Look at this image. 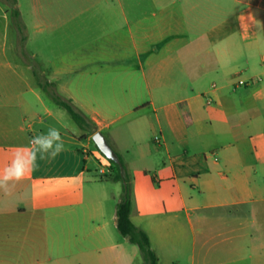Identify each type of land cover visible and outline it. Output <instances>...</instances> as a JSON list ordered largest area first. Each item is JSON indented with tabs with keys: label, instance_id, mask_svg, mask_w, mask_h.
<instances>
[{
	"label": "crops",
	"instance_id": "obj_1",
	"mask_svg": "<svg viewBox=\"0 0 264 264\" xmlns=\"http://www.w3.org/2000/svg\"><path fill=\"white\" fill-rule=\"evenodd\" d=\"M0 3L7 25L8 12L17 10L22 18L27 1ZM29 4L28 12L36 20L35 37L27 44L36 48L25 49L18 59L13 52L0 50V169L17 149L29 147L32 137L50 127L60 129L64 150L54 159L39 160L36 170L10 195L0 191V264H128L125 245L112 239L103 181L92 176L88 166L92 157L99 160L90 143L99 131L118 152L119 136L143 139L144 111L168 106L180 109L186 125H198L203 145L218 150L219 158L211 160L209 151L201 153L196 162L203 173L181 176L192 160H186L184 148L180 156L172 157V143L159 123L155 142L163 145L170 163L164 167L165 176L155 179L162 185L152 187L164 190L168 200L177 196L179 209L169 211L163 200V209L151 214L139 201L136 209L131 203V219L148 234L158 264L163 257L169 263L171 236H187L182 213L192 222L190 211L218 208L235 209L228 221L236 234L230 249L236 259L218 264H264V241L255 248L246 239L260 233L253 204L264 201V196L255 195L262 193L251 182L255 167L242 163L239 150L226 152L222 145L245 133L243 128L250 139L264 135V0H29ZM238 34L245 37L249 65L245 79L243 71L224 62L226 57L235 59ZM35 71L95 130L78 127L84 131L85 144L71 141L69 112L48 100ZM136 115H141L137 122ZM214 119L220 123L217 127ZM116 120H124L129 129L107 137L104 132ZM176 160L180 165L173 163ZM220 166L226 171L217 174L226 182L228 197L216 182ZM145 184L144 190L152 189ZM189 186L207 192L210 202L193 203ZM242 209L249 215H241ZM116 210L117 206L111 214L115 228ZM248 218L250 224L245 225ZM100 220L103 223L98 224ZM197 221L207 236L208 218L199 215ZM187 241L176 249H185ZM203 253L199 264H215L208 261L210 249ZM254 253L259 254L257 261Z\"/></svg>",
	"mask_w": 264,
	"mask_h": 264
},
{
	"label": "rangeland",
	"instance_id": "obj_2",
	"mask_svg": "<svg viewBox=\"0 0 264 264\" xmlns=\"http://www.w3.org/2000/svg\"><path fill=\"white\" fill-rule=\"evenodd\" d=\"M23 7L25 10L21 16L16 17L12 12H8L10 18L9 23L5 25V19L3 18L4 13L0 9V50H5L7 54L14 53L15 59L20 58V54H24L25 49L34 50L36 48L34 44H27V40L31 37H35V28L33 27L36 20V15L28 12L30 4ZM0 6L2 4L0 3ZM1 8V7H0ZM10 8V7H9ZM23 39L25 40H22ZM236 39V56L235 59L225 58V63H230L234 66L232 68L234 71H243L242 79L246 77V71H248V63L246 62V48H245V37L237 35L234 37ZM25 41V42H24ZM32 64H34L32 62ZM261 68V67H260ZM48 100L55 104L51 97L47 94ZM213 105L208 106L207 110L211 111ZM142 116H145L147 125L144 129V136L142 140H137L134 138L133 134L128 135L127 138L124 136H119V144L122 149L117 150L118 155L121 157V161L124 166V175L127 182L124 181H113L112 179L103 180V192L102 194L106 197V215L108 216L110 228L112 231V239L119 244H124L127 250V263L128 264H145L143 255L137 245L129 243L113 225L111 220V214L116 208L118 202L124 199L126 193V187L129 189V197L131 203L136 209L138 201L139 206L142 207L147 213H156L163 209V200H165L166 207H169V211L179 209L177 196L175 198L166 196L164 190H155L152 184L162 185L161 182L156 181L157 178H163L164 167L169 165L170 160H168L165 153L164 147L161 144L155 142L156 137H160V127L162 128L172 143L171 155L173 158L180 156L182 149L187 150L188 158L186 160H192V163H187L183 170L181 176L194 177L203 173L200 167V163L196 162L202 157L201 153L210 154L211 160L218 159V150L214 148H206L202 141L200 140L198 125L196 123L192 125H186L182 115L180 114V109L176 106H168L167 108H159L156 112L153 109L144 111ZM141 115H136V121H139ZM68 127L71 130V136L69 138L74 143L82 142L86 143L84 131L78 129L73 118L68 115ZM213 117V115H209ZM205 121V118L202 120ZM220 123L214 119L213 125L217 127ZM134 127V125L132 126ZM61 128V127H60ZM38 129V126H35ZM65 133H68L64 127L61 128ZM128 126L125 125L124 120H116L110 122V128L104 132L108 137L110 134L119 135V133L128 130ZM242 129L239 128L240 131ZM245 133H239L236 138L226 139L222 141V145H226L223 149L226 152L234 151L235 149L241 152V160L245 165H252L255 169L250 173L252 185L257 191H261L264 196V135L259 137L255 136L252 139L248 137V132L246 128H243ZM73 134V135H72ZM70 135V133H69ZM232 143V145H229ZM92 151L96 154L97 158L92 157L89 168L92 169V176H99L100 169L107 170L109 173L110 162L109 160L99 151L97 146L93 141L90 143ZM235 148V149H234ZM176 166L180 165L177 160L173 162ZM225 172L224 167H218L215 172L216 182L219 191L223 193V196L228 197L227 191L224 187L226 182H224L219 175L218 171ZM227 173V172H226ZM167 175V174H166ZM229 175V174H227ZM99 179V178H98ZM145 183H148L151 190L145 189ZM191 182H188V185ZM190 188V186H189ZM193 203L197 205H205L210 202V196L203 192H200L199 188H190ZM191 205H188L190 207ZM253 210L255 211L254 218L257 220V225L260 227V233L263 235L260 237V233H254L253 238L247 237V244L253 245L255 248L260 246V242L264 241V201H260L253 204ZM243 210V209H242ZM249 215V212L243 210L241 215L245 213ZM235 213V209L230 208H218L209 209L203 211H190L191 221L188 219L186 213H182L181 224L186 230V237L180 238L178 236H171L169 239V263L166 258L163 257L161 264H199L203 251L211 250L210 253V263H228L236 259V254L230 252L233 242L235 240V233L230 231V222L228 221ZM199 215H205L208 218L206 229L209 231L208 235L205 236L201 233L202 227L199 225L197 218ZM238 215V214H237ZM245 225L250 224V220H243ZM103 223L102 220L98 221V224ZM256 225V226H257ZM256 230V228H255ZM188 240V241H187ZM195 240V245L193 241ZM187 241L183 246L185 249H176L181 243ZM264 247V246H263ZM194 254V259H191V255ZM240 255V254H238ZM242 255V254H241ZM249 255V254H243ZM254 261H257L259 254L254 253ZM264 255V253H263ZM250 260V259H248Z\"/></svg>",
	"mask_w": 264,
	"mask_h": 264
},
{
	"label": "trees",
	"instance_id": "obj_3",
	"mask_svg": "<svg viewBox=\"0 0 264 264\" xmlns=\"http://www.w3.org/2000/svg\"><path fill=\"white\" fill-rule=\"evenodd\" d=\"M13 14L16 17L20 16L19 11L17 10H14ZM35 76L37 77L41 88H43L47 92V94L51 97L54 103L66 109L75 121V123L81 129L91 131L92 133L95 132V130H92L91 125L87 121V119L80 112H78L68 100H65L57 92H55V90L53 89V84L39 77L36 71ZM109 162V173L106 175H99L97 177L101 181L106 179H112L113 181H124L126 183L127 179L125 175L124 177L121 176L119 165L111 160H109ZM131 212L132 204L129 197V189L127 186L124 199L117 205V229L120 234L129 241V243L137 245L139 247L143 255L145 264H158L159 259L152 249L148 234L143 229L137 227L134 224L131 219Z\"/></svg>",
	"mask_w": 264,
	"mask_h": 264
},
{
	"label": "clouds",
	"instance_id": "obj_4",
	"mask_svg": "<svg viewBox=\"0 0 264 264\" xmlns=\"http://www.w3.org/2000/svg\"><path fill=\"white\" fill-rule=\"evenodd\" d=\"M64 150L60 129L50 127L46 133L32 137L29 147L17 149L9 163L0 169V191L10 195L16 184L24 181L38 166V161L54 159Z\"/></svg>",
	"mask_w": 264,
	"mask_h": 264
},
{
	"label": "water",
	"instance_id": "obj_5",
	"mask_svg": "<svg viewBox=\"0 0 264 264\" xmlns=\"http://www.w3.org/2000/svg\"><path fill=\"white\" fill-rule=\"evenodd\" d=\"M95 145L97 148L100 150V152L108 159L111 161H114L117 163L120 167V173L121 176L124 177V166L123 163L117 154V152L111 147L103 133L101 132H96L93 137H92Z\"/></svg>",
	"mask_w": 264,
	"mask_h": 264
},
{
	"label": "built area",
	"instance_id": "obj_6",
	"mask_svg": "<svg viewBox=\"0 0 264 264\" xmlns=\"http://www.w3.org/2000/svg\"><path fill=\"white\" fill-rule=\"evenodd\" d=\"M239 84L240 85H245V82L244 81H239ZM107 170H105V169H100V171H99V173H100V175H106L107 174Z\"/></svg>",
	"mask_w": 264,
	"mask_h": 264
}]
</instances>
